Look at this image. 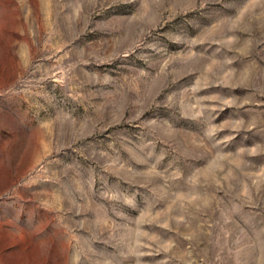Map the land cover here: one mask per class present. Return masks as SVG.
<instances>
[{"label": "rangeland", "instance_id": "obj_1", "mask_svg": "<svg viewBox=\"0 0 264 264\" xmlns=\"http://www.w3.org/2000/svg\"><path fill=\"white\" fill-rule=\"evenodd\" d=\"M0 264H264V0H0Z\"/></svg>", "mask_w": 264, "mask_h": 264}]
</instances>
